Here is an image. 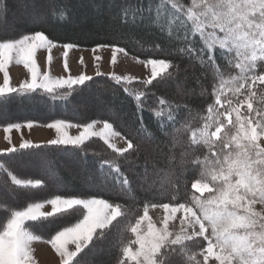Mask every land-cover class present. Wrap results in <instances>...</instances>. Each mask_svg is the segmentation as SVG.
Here are the masks:
<instances>
[{
  "label": "snow or ice",
  "instance_id": "snow-or-ice-1",
  "mask_svg": "<svg viewBox=\"0 0 264 264\" xmlns=\"http://www.w3.org/2000/svg\"><path fill=\"white\" fill-rule=\"evenodd\" d=\"M129 12L142 19L144 12L149 13L148 19L153 12L157 21L162 17L170 18L168 35H174V39L181 42L177 51L211 72L208 93L211 102L196 116L187 105V115L178 116L179 106L161 97H156L160 107L152 109L164 135H169V129L173 133L181 129L187 133L184 141L174 136L172 145L179 144L182 148L181 171L170 167L167 172L174 178L171 185L177 194L171 195L167 202L146 200L143 214L137 212L134 218H130L124 204L103 198L99 191L55 193L46 197L29 194L22 205L0 204V264H37L34 242L49 244L60 258V264H81L78 257L107 239L111 230L119 225H124V232L131 236L121 241L116 264H166V258L167 264H176L175 257L186 258L185 264H210V261L264 264V0H156V3L150 0L147 9L142 5L124 6L125 19ZM59 15L66 16V12ZM56 46L42 31L0 40V74L3 75L0 104L14 96L40 94L53 101H66L93 79L83 73L75 77L70 74L68 53L77 47L71 43L62 45L63 71L69 75L53 77L50 70H42L37 62L38 51H47L45 64L50 67L51 53ZM105 47L112 48L110 63L113 65L117 53L127 55L118 45L99 44L92 51L96 53ZM101 59L94 55V61ZM13 62L23 65L28 73V79L18 86L11 84L9 69ZM78 63L83 65L82 57ZM141 63L151 66L150 77L139 81L143 90L129 87L134 77L112 74L111 79L133 98L137 119L143 124L142 113L146 106L143 97L150 91L147 86L153 85V81L165 80V73L171 77L173 73L169 69L174 65L169 60L155 58ZM96 74L99 76V71ZM165 113L166 121L160 119ZM189 118H198L197 125L192 126ZM97 124L103 127L95 130ZM35 125L31 120L7 123L3 126L5 140L11 144L13 130H31ZM40 126L56 133V138L43 147L71 146L86 152L88 142L98 137L125 161L133 153L138 155L133 140L122 136L109 119L80 123L54 118ZM71 128L81 131L78 135H69ZM115 137L124 139L126 147L117 148L113 143ZM40 147L25 140L19 150ZM17 151L15 146L7 150L9 154ZM185 164L191 165L198 176L191 183L194 191L180 197L178 191ZM105 165L107 171H104ZM100 168L104 177L100 187L110 186L118 196L131 193V181L115 158L103 160ZM0 171L11 178L12 185L25 192L40 190L45 185L40 179L19 178L3 162H0ZM49 174L54 177V173ZM143 181H147V169ZM140 187L152 190L143 182ZM46 206H50V210ZM150 207L163 209L159 226L149 216ZM172 221L178 222V230L176 224L170 227ZM45 225L49 229L47 235L42 232ZM198 255L203 257L202 261L196 260Z\"/></svg>",
  "mask_w": 264,
  "mask_h": 264
},
{
  "label": "trees",
  "instance_id": "trees-1",
  "mask_svg": "<svg viewBox=\"0 0 264 264\" xmlns=\"http://www.w3.org/2000/svg\"><path fill=\"white\" fill-rule=\"evenodd\" d=\"M149 3L150 0H0L1 22L11 21V18L16 19L19 13L22 14L21 18L24 20V24L17 21L13 30H8L7 25L3 27V23L0 24V40L42 31L57 43H71L88 48L99 44L118 45L137 58L166 59L174 65L169 69L173 73L171 77L166 75L165 80L160 83L154 81L153 85L147 86L150 91H146L143 97L146 105L142 113L143 124H140L137 119L138 114L133 98L106 75H100L86 82L82 89H78L66 101H53L43 94L32 97L14 96L2 104L7 109L5 116L0 104V124L18 120H32L43 124L54 118H65L80 123L109 119L114 123L115 128L126 138L132 139L138 148V155L133 153L128 161H125L123 157H117L97 137H93L88 142L86 152L73 149L71 146L43 147L47 144H39L42 147L23 151L17 148V153L12 154L0 153V162L5 163L6 167L19 178L45 181V185L40 190H29L26 195L46 197L55 193L78 194L99 191L103 198L124 204L130 212V218H134L137 212L141 214L146 200L167 202L171 195L177 194L172 186L166 187L163 196L159 197L150 198L140 191L135 192L133 174L128 169L139 171L143 168L148 170L156 168V170H162L167 167L169 154L174 155L175 159L180 158L181 146L177 144L172 147L174 136L184 141L187 133L183 129L176 133L169 129V135L166 136L159 130L157 119L154 118L152 112L153 108L160 107L156 102V97L178 105L176 109L178 116L187 115L185 105L191 108L193 116H196L198 112L206 108L207 103L211 102L208 93L212 76L210 71L204 69L199 62L190 61L186 55L177 51V46L181 42L175 40L174 35L172 37L168 35L170 18L162 17L157 21L154 12L151 19L147 18L148 12L143 13L145 17L143 19L139 15L133 17L131 12L127 19L122 15V9L126 5H142L147 9ZM151 3H156V0H151ZM60 12H66V16L61 17ZM171 30L174 34V24ZM178 80L186 82L184 89H174L171 82ZM129 87L143 90L139 81H134ZM88 90L98 98L96 101L91 99L84 104L81 99L84 96L83 93H87ZM202 91L204 95H201ZM160 119L166 121L167 114L165 113ZM189 122L192 126H196L198 118L196 120L189 118ZM145 126L147 131H145ZM129 152L131 153L132 150ZM38 155V159L31 162V158ZM114 158L131 181V194L136 197L135 200L131 201L128 195L118 196L116 190L110 186L100 187L104 179L100 164L105 159ZM79 162L83 164L82 168L77 167ZM29 164L33 166V175L24 169ZM186 166L191 167L188 164ZM77 169L84 172L82 177L77 174ZM107 170L108 167L105 165L104 171ZM50 172L54 173V177L49 174ZM196 176L198 172L194 170L185 173L179 186L178 195L180 197L191 193L190 186ZM0 189L5 190L9 197L12 195L10 190H20L11 184V179L9 180V176L3 171H0ZM26 195L20 197L18 195L21 204H24ZM0 204H6V202L0 198ZM124 227V225H119L112 229L107 239H102L96 247L91 248L95 250L97 247H105L89 264H116L120 256L121 241L131 236L130 233L124 232ZM48 231V226L45 225L42 229L43 234L47 235ZM82 255L83 253L78 259H81Z\"/></svg>",
  "mask_w": 264,
  "mask_h": 264
},
{
  "label": "rangeland",
  "instance_id": "rangeland-1",
  "mask_svg": "<svg viewBox=\"0 0 264 264\" xmlns=\"http://www.w3.org/2000/svg\"><path fill=\"white\" fill-rule=\"evenodd\" d=\"M21 17H22V14L19 13L16 19L11 18V21H8V20H5L4 22L0 21V24L3 23L2 24L3 27H4V25H7L6 28L8 30H10V29L13 30L15 23L17 21L24 24V20ZM64 44H67V43H57L56 42L57 46L52 50V53H51L53 59H52V63L50 65V67L45 64V58L47 55V51L45 49H42V50H39L37 53V62L41 66V69L42 70H50V74L53 77H61V76L66 77L67 75H69V73H66L63 71V66H62L63 65V52H64V48L62 47V45H64ZM75 46H77V45H75ZM95 47L88 48V47L77 46V47H73L72 49L69 50L68 64H69V68H70V74L73 77L78 76L81 73H83V74H86V75L91 76L93 78H95V77L97 78L98 77V75L96 74L97 71H99L100 75H106L110 78H111L112 74H115L117 76L134 77L135 78L134 81H142V80H146L150 77L151 66L150 65L145 66L144 63H141V61L147 60V59L137 58V57L129 54L127 51H126L127 55H125V53H123V52H120V53H117V61L113 65L110 63L112 48L111 47L100 48V49H98V51L96 53H93L92 49ZM94 55H99L102 57V59L100 61H94ZM81 57L83 58V62H84L83 65L78 63V60ZM9 73H10L12 86H18L22 81L28 79L27 70L23 67V65H16L14 62L10 66ZM163 75L166 76L167 74L165 73ZM157 79H160V78L158 77ZM2 83H3V75L0 74V84H2ZM171 83L173 84V87L175 90H182V89H184V87L186 85V82H184V81L182 82L180 80H178L176 82L172 81ZM83 95L84 96L82 97L81 100L84 104L88 103L91 99L96 101L98 98L97 95H92L89 92V90L87 91V93H83ZM1 106H2L3 115L5 116L7 114V109L2 104H1ZM243 111H244V109H242V112ZM24 121H28V120H24ZM24 121L18 120V121H13V122H24ZM6 124H0V153L7 152V150L12 146L19 148L20 143L22 141H25V140L30 141L31 143H33L35 145H39V144H48V141L56 138V133L53 129H49L47 127H41L40 126L41 124L36 123V125L31 130H29L27 128H22L20 132H16L15 130H13V132L11 133V144H9L5 140V133L3 131V126ZM102 127H103L102 124H97L95 127V130H99ZM80 131H81V129H78V128L68 129L69 135H73V136L78 135ZM122 136H124V135L122 134ZM113 143L116 144L117 148L126 147L125 140L121 139L120 137L113 138ZM205 151H206V149H205ZM38 157H39V155L31 158V162H35V160L38 159ZM172 157H174V155H172V154L168 155V157H167L168 162H166L167 167L165 169H162V170H156V168H154V169L152 168L151 170L147 169V181L146 182L143 181V177L145 174V168H143L139 171L133 170L132 168H129L128 169L129 172H131V174H133V183H134L135 192L139 193V191H140L141 193H144L145 195L149 196L150 198L163 196V192L165 191V188L172 186L171 182L173 180V177H169L167 175L169 168L170 167L174 168L176 172L181 171V159H182V157L180 156V158H177V159H175V158L172 159ZM184 159H185V157H184ZM173 161H176V162H173ZM151 163L152 162H150V164ZM59 165L61 166V162H59ZM80 166H81V168L83 166V164L81 162H79V165H77V167H80ZM183 167L186 169L184 172V175H185V173H189V172L193 171L192 166L187 167L185 164V165H183ZM49 168H51V166H49ZM24 169H26V171L28 170L29 174H31V175L34 174V171H32V170H34L33 166H31L30 164L26 165V167H24ZM77 172H78L77 174L79 175V177L83 176V173H84L83 171L80 172V170L77 169ZM196 178H197V176H196ZM10 179L11 178L9 177V180ZM142 182L145 183L146 187L151 186L152 190H150V191L143 190L140 187V184ZM10 191L12 192L11 197H9L7 195L8 193L6 194L5 190L0 189V198L2 200H4L6 202V204L22 205L20 203L21 200L19 199V197L24 196L28 193L25 191H21V190H18V191L14 190L16 192H14L13 190H10ZM190 191L191 192L194 191L191 188V186H190ZM18 195H19V197H18ZM197 195H199V194L197 193ZM128 197L130 198L131 201L136 199V197L135 196L133 197L131 193L128 195ZM259 207L260 206L257 205V209H259ZM46 208L50 210V206H46ZM142 214H143V211L141 212V215ZM149 216L152 218L153 223H155L157 226H159L160 221H161L162 216H163V209L150 207L149 208ZM172 224H176L177 230H178V222L177 221L170 222V227ZM106 245L109 246L108 244H106ZM104 248L105 247H97L95 250H89V252H86V255L83 254L82 258H81V264H89L90 262H92L94 260L95 256L100 252V250H103ZM33 249H34L33 255L36 258L37 264H60V258L56 255L54 249H52L49 244L43 243V242H34ZM174 259L176 261V264H185V262H186V258H184V260H181L180 257H175ZM202 259H203L202 256L198 255L196 257L197 261H202ZM166 264H167V260H166ZM192 264H195V262H192ZM210 264H216V262L210 261Z\"/></svg>",
  "mask_w": 264,
  "mask_h": 264
}]
</instances>
